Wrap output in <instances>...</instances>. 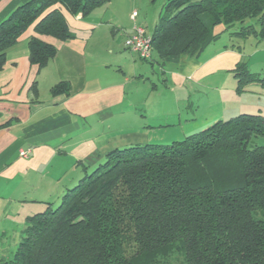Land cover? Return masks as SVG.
Wrapping results in <instances>:
<instances>
[{
	"label": "trees",
	"instance_id": "1",
	"mask_svg": "<svg viewBox=\"0 0 264 264\" xmlns=\"http://www.w3.org/2000/svg\"><path fill=\"white\" fill-rule=\"evenodd\" d=\"M110 1L16 7L0 23V69L5 51L30 29L29 62L44 67L56 48L39 37L73 39L65 14L86 17ZM217 26L231 42L264 39V0H166L149 34L152 54L196 57L217 39ZM232 72L237 92L264 84L244 62ZM69 91L66 82L50 89ZM104 160L56 208L27 218L13 258L0 264H169L173 254L181 264H264L263 116L239 114L181 141L133 145Z\"/></svg>",
	"mask_w": 264,
	"mask_h": 264
},
{
	"label": "crops",
	"instance_id": "2",
	"mask_svg": "<svg viewBox=\"0 0 264 264\" xmlns=\"http://www.w3.org/2000/svg\"><path fill=\"white\" fill-rule=\"evenodd\" d=\"M28 1L0 0V23ZM134 10L131 0H111L86 17L65 14L74 38L39 37L56 48L41 68L29 62L27 43L36 36L32 29L5 51L0 69V263L13 258L27 218L56 204L109 152L168 145L239 114L264 117V84L253 82L237 92L230 75L244 62L264 80V39L251 35L236 51L229 48L233 42L228 32L217 26L211 44L221 40L220 46L187 58L181 72L159 68L163 76L157 73L171 93L184 92L174 102L187 106L188 112L214 113L199 120L178 111L173 113L176 123L165 115L161 121L159 89L154 83L145 88L155 74L152 64L148 68L137 62L135 53L122 52L124 43L118 46L120 38L114 34L125 26V39L134 26L144 29L135 21L138 14L132 19ZM98 37L111 41L104 56L94 48ZM60 82L69 84L67 96L50 93ZM20 152L28 154L21 157Z\"/></svg>",
	"mask_w": 264,
	"mask_h": 264
},
{
	"label": "rangeland",
	"instance_id": "3",
	"mask_svg": "<svg viewBox=\"0 0 264 264\" xmlns=\"http://www.w3.org/2000/svg\"><path fill=\"white\" fill-rule=\"evenodd\" d=\"M131 2H132V5L135 9L134 10L135 13L138 14V17L135 20L136 23L140 24L142 27H144V29L146 30V32L148 34H152L154 31V28L158 22L159 14L161 13V11L163 9V5L166 2V0H134V1L131 0ZM117 30L118 31L115 32L114 34H115V36H118V38H120V40H119L120 43H118V46L123 45L122 43H124L126 38L123 39L122 34H125L127 32L125 29V26H122L121 28L119 27ZM98 38H101V39H99V40H97V42H95L96 45H94V48L96 49L97 55L104 56L105 55L104 51H107L105 49V47L111 41H108L107 39L102 38V37H98ZM222 38H223V41H224V39H226L225 36ZM234 38L236 39L237 37H234ZM232 40H234V39H232ZM241 40L242 39L240 37L237 40H234L233 45H235V47H237V45L239 43V45L243 47V45H242L243 42H245L247 40H248V42H250L251 37L248 36L244 41H241ZM217 44L218 45L211 44L208 47H209V49H212L215 46H220L221 40H219L217 42ZM208 47H207V49H204L205 51L203 50L204 54H207L206 52L209 50ZM123 48L124 47L122 46V52H127L128 54H131L127 49L123 50ZM229 48L233 49L232 45H230ZM107 52L109 53V51H107ZM133 56L136 57L137 62L145 64V66H147L148 68H150L151 67L150 64H152V67L154 68L155 74L153 76H150L152 81H150V83L146 82L145 88L150 87L152 83L157 85V87L159 89V94L161 96V102L159 104V110H162V112H158V113H160V115L162 117L165 115V117H166L165 119H168V121H170L171 123H176L177 117L175 115L178 113V111H181L183 114H186V115L195 114L199 118V120H202L206 116V114L214 113V112H188L189 109L187 108V106L182 105L181 102H177V103L174 102L175 98L178 97L179 95H180V97L184 96V92H180V94L175 95L174 93H171L167 88H165L163 86V81L161 79L159 80V75L163 76V74L159 73V68L163 69L164 71L172 69L173 71L181 72L183 70L182 66H181L182 62L184 60H187V58L190 59L193 57L186 56V55H179V56H171V57H168L167 60L166 59L163 60V59L158 58L155 54H152V61H143V60L139 59L136 55L133 54ZM230 75L232 77H234L233 73H231ZM234 79L237 82V79L235 77H234ZM172 110L173 111L175 110L177 112H169ZM165 111H167V112H165ZM138 113L141 114L140 112H138ZM183 117H185V116H183ZM163 120H164V117L162 118L161 121H163ZM199 131H202V130H199ZM158 135H159V133H158ZM161 136H163V135H161ZM155 143H160V142H155ZM104 161L105 160H102L100 162V164H103ZM100 164H98V165H100ZM98 165H97V167H98ZM94 169L95 168L90 170L88 172V174L91 173ZM82 177L80 179H82ZM60 202H61V198H60V200H58V202L56 204H53V207L56 208L60 204ZM181 261H182V259L179 255L173 254L169 258L168 263L169 264H181Z\"/></svg>",
	"mask_w": 264,
	"mask_h": 264
},
{
	"label": "built area",
	"instance_id": "4",
	"mask_svg": "<svg viewBox=\"0 0 264 264\" xmlns=\"http://www.w3.org/2000/svg\"><path fill=\"white\" fill-rule=\"evenodd\" d=\"M135 16L134 12L132 19ZM124 46L141 60H150L152 57L151 36L141 27L134 26L132 34L125 39ZM27 154L28 152H20L21 157H26Z\"/></svg>",
	"mask_w": 264,
	"mask_h": 264
}]
</instances>
